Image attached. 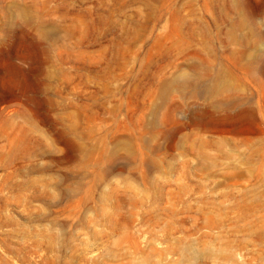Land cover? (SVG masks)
Returning <instances> with one entry per match:
<instances>
[{
    "label": "rangeland",
    "instance_id": "374dc122",
    "mask_svg": "<svg viewBox=\"0 0 264 264\" xmlns=\"http://www.w3.org/2000/svg\"><path fill=\"white\" fill-rule=\"evenodd\" d=\"M250 31L257 48L244 44ZM253 51L264 57V0H0V113L14 121L0 137V264H264V61L254 75ZM182 70L195 88L169 85L153 114ZM218 78L253 104L256 132L240 141L213 127L197 153L191 111L222 96L190 92ZM43 82L52 116L76 113L84 157L72 133L55 137L61 124L31 128L42 100L6 101L44 96ZM173 132L191 135L162 152ZM118 138L135 158L111 156Z\"/></svg>",
    "mask_w": 264,
    "mask_h": 264
},
{
    "label": "bare ground",
    "instance_id": "6f19581e",
    "mask_svg": "<svg viewBox=\"0 0 264 264\" xmlns=\"http://www.w3.org/2000/svg\"><path fill=\"white\" fill-rule=\"evenodd\" d=\"M250 33L252 36L249 38L245 36L244 44L249 45V47L257 48V46H259V35L254 31H250ZM40 34L43 36L45 32H40ZM248 60V68L254 75H256L260 70V67L257 65V63L260 64L264 61L263 53H260L259 51H253L248 55ZM50 79V77L46 78L47 81H50ZM173 84L180 85L181 87H194L195 81H193L192 74L184 70L173 75L172 78L164 85V89H162L158 96V101L152 106L153 114L157 112L159 107L162 105V102H164V100L167 98L168 95L166 94V88L169 85L173 86ZM38 87L40 88L41 93H44V96L27 94L24 92H13L8 96L6 101L18 99H21L22 101H30L35 98L42 100L47 112H37L35 114V120H31V117L27 113L23 114V110L21 108H17L16 114L21 113L26 119L31 120L30 124L33 130L37 129V120L42 119L53 123L54 125L57 122L61 124L62 127L60 129H56L55 127L53 128L55 137L60 138L61 140H64L65 137L69 138L70 134L74 130L73 127L76 126V113L74 111H66L62 113H56L54 116H52L50 111H53L56 108V103H54L50 94L51 85L48 82H43L38 84ZM194 88L193 91L190 92L191 96H195L196 93L205 99L220 97V95L222 96V98H217L210 101L206 108H195L191 111V120L195 124L196 130L194 133H192L194 134L192 144L199 145V148L196 150L197 153L205 154L203 147L212 140L211 137L207 135V133L211 132L213 127L219 128L224 138L237 139L240 141L250 140L252 138L251 135L256 132L257 128L255 108L253 104L244 102L242 100L239 94L240 88L238 85L228 78H218L212 84L200 85L199 90H194ZM184 98H186V95L182 96V99ZM13 123L14 121L11 115L0 113V137L7 135V132L5 131ZM178 133L179 132H173L164 135L165 144H163L161 147L162 152H167L169 149L176 147L179 145V143L184 142L185 139L191 135H178ZM22 134L23 132L19 131L14 134V136L12 135L13 137L11 142L15 143L16 140L20 139ZM71 136L75 140V147L79 151V156L84 157L87 155L88 147L81 139V136L74 132L71 134ZM12 147L13 146L10 143L8 145L9 150L13 149ZM47 147L50 148V146ZM47 147L45 152L49 154L52 151ZM137 154L138 153L134 143L128 138H118L111 152V156H124L130 159L135 158Z\"/></svg>",
    "mask_w": 264,
    "mask_h": 264
}]
</instances>
